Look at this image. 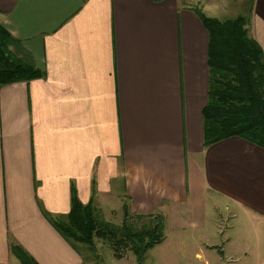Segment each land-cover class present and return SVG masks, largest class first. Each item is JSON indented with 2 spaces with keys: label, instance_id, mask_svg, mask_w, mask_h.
I'll use <instances>...</instances> for the list:
<instances>
[{
  "label": "crops",
  "instance_id": "0c3cea01",
  "mask_svg": "<svg viewBox=\"0 0 264 264\" xmlns=\"http://www.w3.org/2000/svg\"><path fill=\"white\" fill-rule=\"evenodd\" d=\"M219 1L0 0L10 50L43 74L0 88V264L18 261L15 244L37 264H78L47 218L69 212L73 189L107 215L120 200L119 216L126 204L181 226L186 212L199 229L224 206L264 227V150L238 137L203 144L198 13L222 21L246 4ZM245 11L264 56V0Z\"/></svg>",
  "mask_w": 264,
  "mask_h": 264
},
{
  "label": "trees",
  "instance_id": "16d2710c",
  "mask_svg": "<svg viewBox=\"0 0 264 264\" xmlns=\"http://www.w3.org/2000/svg\"><path fill=\"white\" fill-rule=\"evenodd\" d=\"M161 2L163 0H153ZM199 14L208 33V92L202 111L203 144L208 147L238 137L264 150V56L249 37L247 20L239 17L220 21ZM15 40L0 24V88L41 78L42 72L10 50ZM93 197L82 204L73 189L69 212L50 221L60 237L72 248L93 247L94 240L108 242L114 256L130 250L142 263L153 247L163 242L160 215H137L122 207L119 228L100 220ZM10 252L20 264H37L19 245Z\"/></svg>",
  "mask_w": 264,
  "mask_h": 264
},
{
  "label": "rangeland",
  "instance_id": "374dc122",
  "mask_svg": "<svg viewBox=\"0 0 264 264\" xmlns=\"http://www.w3.org/2000/svg\"><path fill=\"white\" fill-rule=\"evenodd\" d=\"M221 1L226 2V0ZM244 1L246 4L240 2L237 6L232 5L234 9L229 14L224 13L221 20H234L246 14L248 16L245 8L250 9L251 0ZM216 2L220 1L216 0ZM226 5L227 3L224 6ZM119 201H114L113 206L116 205V207H112L113 211L108 215L101 210L102 208L93 204L96 210L99 209L98 218L117 228L123 219V215H118ZM197 211V208H193L192 215ZM155 215H160L163 220V242L149 250L142 263H138L131 251L127 249H121L120 259L116 258L108 242L99 239L94 240L91 248L80 244L74 245V248L70 245L69 247L78 254V264H264V227L249 223L245 217L235 216L234 218V215L229 214L224 206L213 210L208 208L204 224L199 229L190 226L192 219L190 216L180 215L178 221L181 219L182 225L175 226L171 220L167 219L168 215L162 213ZM47 218L55 221L59 219V216ZM226 239L231 242L230 246L224 243ZM207 241L217 245L218 249L199 248L200 244L204 247ZM230 247L233 251L229 249ZM195 254H201L202 258L197 259ZM15 264H19L18 261Z\"/></svg>",
  "mask_w": 264,
  "mask_h": 264
}]
</instances>
